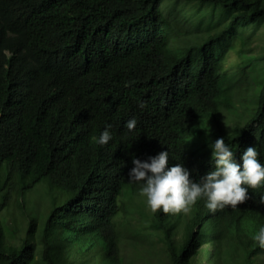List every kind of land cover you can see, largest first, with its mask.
I'll return each mask as SVG.
<instances>
[{
    "label": "trees",
    "instance_id": "trees-1",
    "mask_svg": "<svg viewBox=\"0 0 264 264\" xmlns=\"http://www.w3.org/2000/svg\"><path fill=\"white\" fill-rule=\"evenodd\" d=\"M235 39L250 64L225 70ZM219 137L264 164V0H0V264H264V186L153 213L127 178L168 150L199 180ZM37 188L43 211L25 205Z\"/></svg>",
    "mask_w": 264,
    "mask_h": 264
},
{
    "label": "clouds",
    "instance_id": "clouds-1",
    "mask_svg": "<svg viewBox=\"0 0 264 264\" xmlns=\"http://www.w3.org/2000/svg\"><path fill=\"white\" fill-rule=\"evenodd\" d=\"M140 107H144L141 102ZM136 119L125 122L131 131ZM112 125L105 124L95 143L105 145L112 138ZM212 167L199 180H194L190 170L183 163L168 164V150H161L145 160L132 157V167L127 178L129 182H139V195L145 199L147 207L155 213H188L198 199H204L209 211L215 212L225 206L235 207L249 198V189L264 186V164L258 160L254 145L244 149L240 163L234 158L232 147L224 137L209 143ZM260 203L264 204V196ZM252 239L264 249V225L258 228Z\"/></svg>",
    "mask_w": 264,
    "mask_h": 264
},
{
    "label": "rangeland",
    "instance_id": "rangeland-1",
    "mask_svg": "<svg viewBox=\"0 0 264 264\" xmlns=\"http://www.w3.org/2000/svg\"><path fill=\"white\" fill-rule=\"evenodd\" d=\"M252 46L256 50V48H257L256 44L253 43ZM248 56L249 55H247V53L244 51L243 43L240 40L235 39L233 44H232V47L230 48V50L228 51V53L224 59L223 67L225 68V70L227 68L237 70V69H240L242 67H246V64H250ZM248 71H249V76L253 82V87L257 91L259 89L260 84H261L262 75H261L259 69H257V67H253V68L249 69ZM38 185L42 186L44 188V191L47 188L46 184L44 182H41ZM39 186H37V187H39ZM37 189H38V193L35 191L34 194L33 193L30 194L26 199L27 204L25 202V205L27 206V208L29 206H32L33 208H36V209L38 208L39 210H41V207H43V209L41 210V211H43L44 208H46V206L48 205V203H46L43 199V196H45V193H44V195H43V193H41L42 188H37ZM15 201H16V198H14V200L10 206V209H15V206H14ZM28 201L30 202L29 204H28ZM139 204L141 207H143L144 210H146V211L148 210L145 199L140 200ZM2 217H3V215H2ZM3 218H2L3 228L5 229L7 237L12 238L13 236L14 237H17L18 235L20 236L21 226L19 225V222L21 220V216L18 214L16 209L13 211V215H9L6 218V220H4ZM23 226H24V224H23ZM149 255H148V257H149ZM145 262H147V260H145Z\"/></svg>",
    "mask_w": 264,
    "mask_h": 264
}]
</instances>
